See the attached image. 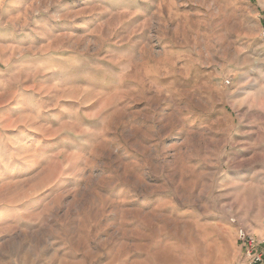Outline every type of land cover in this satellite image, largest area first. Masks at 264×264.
Segmentation results:
<instances>
[{
	"label": "rangeland",
	"instance_id": "374dc122",
	"mask_svg": "<svg viewBox=\"0 0 264 264\" xmlns=\"http://www.w3.org/2000/svg\"><path fill=\"white\" fill-rule=\"evenodd\" d=\"M238 226L264 0H0V264H247Z\"/></svg>",
	"mask_w": 264,
	"mask_h": 264
},
{
	"label": "built area",
	"instance_id": "2783aa9c",
	"mask_svg": "<svg viewBox=\"0 0 264 264\" xmlns=\"http://www.w3.org/2000/svg\"><path fill=\"white\" fill-rule=\"evenodd\" d=\"M231 223L237 224L235 219H231ZM237 234L247 264H264V251L259 249L261 246L264 247V236L261 240H258L252 233L241 226H238Z\"/></svg>",
	"mask_w": 264,
	"mask_h": 264
},
{
	"label": "crops",
	"instance_id": "0c3cea01",
	"mask_svg": "<svg viewBox=\"0 0 264 264\" xmlns=\"http://www.w3.org/2000/svg\"><path fill=\"white\" fill-rule=\"evenodd\" d=\"M264 250V249H263Z\"/></svg>",
	"mask_w": 264,
	"mask_h": 264
}]
</instances>
